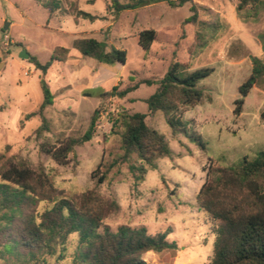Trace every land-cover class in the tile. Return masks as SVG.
I'll list each match as a JSON object with an SVG mask.
<instances>
[{"label": "rangeland", "instance_id": "374dc122", "mask_svg": "<svg viewBox=\"0 0 264 264\" xmlns=\"http://www.w3.org/2000/svg\"><path fill=\"white\" fill-rule=\"evenodd\" d=\"M56 1L60 8L49 17L43 6L47 0H0V154L19 156L33 169L42 166L67 199L96 190L115 201L119 209L105 221L113 231L121 225L145 228L150 235L171 230L168 239L177 243V250L149 252L144 255L147 264H209L213 223L197 204L208 169L212 164L238 165L264 149V83L250 91L242 113L234 115L236 101L242 98L240 88L252 74L250 57L264 61V0L250 1L241 15L242 0H193L195 24L185 23L192 15L190 3L172 7L161 2L116 12L111 0ZM118 1L126 5L140 0ZM78 11L96 20L84 19ZM150 29L158 37L146 55L138 35ZM198 37L203 38L202 47ZM77 38L96 39L106 51L125 50L126 64L109 66L82 55L73 48ZM61 47L69 50L66 59L54 62L45 75L30 62L36 57L45 64ZM23 50L29 59L20 57ZM175 61L185 64L188 72L214 69L199 83L211 101L183 115L189 135L193 130L200 134L205 150L185 134L174 136L162 113H149L145 100L157 84H141L124 98L110 95L115 86L121 92L144 80L159 81ZM41 77L53 94V104L44 112L49 129L37 139L40 117L25 116L43 102ZM96 110L99 118L88 139ZM136 112L146 114L148 124L165 136L171 157L159 160L157 169L139 185L126 163L112 167L98 183L122 154L115 121L120 114ZM68 140L80 143L66 165L40 149L42 144L58 146ZM77 248L78 236L72 235L65 259L57 261V255L50 263L74 264ZM0 264H5L1 256Z\"/></svg>", "mask_w": 264, "mask_h": 264}, {"label": "trees", "instance_id": "16d2710c", "mask_svg": "<svg viewBox=\"0 0 264 264\" xmlns=\"http://www.w3.org/2000/svg\"><path fill=\"white\" fill-rule=\"evenodd\" d=\"M250 1L255 0H242L238 7L240 15ZM161 2H168L172 7L190 3L192 15L185 23L198 22L193 0H140L137 4L126 5L111 0L116 12ZM59 5L56 0L43 2L49 17ZM257 10L255 6V14ZM77 15L96 20L95 16L83 11H78ZM157 37L152 29L139 33L138 43L146 55ZM198 43L202 47L203 38L198 37ZM73 48L105 65L127 62L125 50L113 47L106 51L93 38H77ZM68 53V49L61 47L45 64L36 57H31L30 62L45 75L54 62L65 60ZM250 59L252 74L240 88L242 98L236 101L235 116L242 113L244 99L250 91L264 83V61L256 56ZM213 72V68L188 72L185 64L175 61L159 81L144 80L121 92L115 86L110 95L124 98L141 84H157L155 92L145 100L149 113H162L174 136L185 134L205 150L206 142L200 134L193 130L189 135L183 115L205 100L211 101L199 88V83ZM40 86L43 102L37 111L25 116L26 120L40 117L42 124L35 131L37 139L49 129L44 112L53 104V94L43 77ZM99 114L98 110L94 112L91 130L86 135L88 139H91ZM261 117L264 120V111ZM115 127L121 131L122 154L106 169L98 183L105 181L112 167L126 163L135 184L139 185L149 171L157 169L159 160L171 157L165 136L148 124L146 114H120ZM79 143L80 140H68L58 146L42 144L40 149L56 163L66 165L71 156L75 157V147ZM92 178H96V172ZM197 204L213 223L215 241L209 264H264V149L254 158L244 157L238 165H210ZM118 209L115 201L105 199L96 190L87 191L74 200L67 199L42 166L33 169L19 156L6 158L0 154V256L5 264H51L50 260L57 255V261H62L72 235L78 236L74 264H147L144 255L149 252L177 250V243L168 239L171 230L150 235L145 228L121 225L113 231L105 221Z\"/></svg>", "mask_w": 264, "mask_h": 264}, {"label": "water", "instance_id": "95a60500", "mask_svg": "<svg viewBox=\"0 0 264 264\" xmlns=\"http://www.w3.org/2000/svg\"><path fill=\"white\" fill-rule=\"evenodd\" d=\"M101 45H102V47H104V44H103V43H102ZM20 57H21V58H25V59H29L30 54H29L26 50H23V51L21 52Z\"/></svg>", "mask_w": 264, "mask_h": 264}, {"label": "crops", "instance_id": "0c3cea01", "mask_svg": "<svg viewBox=\"0 0 264 264\" xmlns=\"http://www.w3.org/2000/svg\"><path fill=\"white\" fill-rule=\"evenodd\" d=\"M150 253H152V252H150ZM154 255V254H153Z\"/></svg>", "mask_w": 264, "mask_h": 264}]
</instances>
